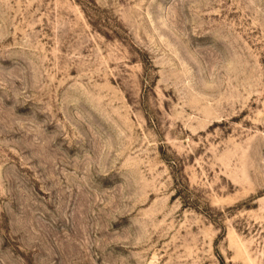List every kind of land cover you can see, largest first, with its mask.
<instances>
[{
	"label": "rangeland",
	"instance_id": "374dc122",
	"mask_svg": "<svg viewBox=\"0 0 264 264\" xmlns=\"http://www.w3.org/2000/svg\"><path fill=\"white\" fill-rule=\"evenodd\" d=\"M0 264H264V0H0Z\"/></svg>",
	"mask_w": 264,
	"mask_h": 264
}]
</instances>
